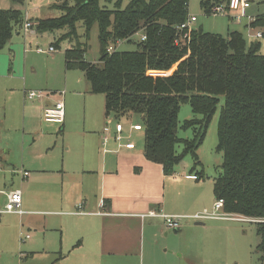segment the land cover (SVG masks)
<instances>
[{"label": "trees", "instance_id": "1", "mask_svg": "<svg viewBox=\"0 0 264 264\" xmlns=\"http://www.w3.org/2000/svg\"><path fill=\"white\" fill-rule=\"evenodd\" d=\"M121 3L117 0L109 9L100 0H60L51 7L61 13L34 18L36 32L30 33L64 30L51 43L56 50L64 39H78L79 27L87 37L97 24L98 60H86V49L75 38L76 46L63 52L65 69L80 70L90 93L104 96L106 117L130 113L143 117L144 156L160 164L165 174H172L174 166L190 153L194 158L190 171L199 179L204 177L197 149L222 96L216 146L222 164L213 180L214 199L223 200L225 213L264 218V54L259 51L260 38L247 42L239 31L222 36L201 28H192L189 37H184L186 30L177 28L188 16V0H128L124 7ZM226 3L201 0L200 4L209 15L211 7ZM24 17L21 9L0 8V49L14 31H23ZM250 25L262 29L264 37V13ZM137 32L145 34V40L135 41ZM118 42H133L135 49L106 51ZM150 71L172 73L153 77ZM183 102L201 116L184 121L185 128L197 127L193 140L177 136ZM178 144L183 146L180 153ZM251 223L256 225L259 260L264 264V222Z\"/></svg>", "mask_w": 264, "mask_h": 264}, {"label": "rangeland", "instance_id": "2", "mask_svg": "<svg viewBox=\"0 0 264 264\" xmlns=\"http://www.w3.org/2000/svg\"><path fill=\"white\" fill-rule=\"evenodd\" d=\"M58 1L60 0H0V5L6 8L18 7L23 14L27 12L26 15L33 20L31 17L58 16L61 12L51 7ZM127 1L122 0L121 6L124 7ZM116 2L117 0L107 2L100 0V5L112 9ZM200 3L201 0H188V13L196 18L192 22V28H201L205 32L222 36H226L235 28L243 32V28L238 24L244 22L242 20L244 18L237 22L225 13L207 15ZM262 3L264 4L263 1ZM33 30L35 31L34 28ZM63 32L64 30L37 32L41 37L24 42L22 34L18 35L14 31L12 40L19 46L20 58L17 57V61L20 64L17 69L12 70L11 63L13 65L15 61L9 56L6 58L5 69L0 68V190L20 189L25 209H31L33 205H37L39 210L61 209L59 205L46 206L45 202H38L39 196L43 198V195H41L42 186L37 174L43 170L44 174L56 176L57 173L53 171L61 168L63 158L68 161L69 158L82 157L81 149L85 140V129H98L105 122L104 96L89 92V84L80 70L65 69L63 54L64 49L76 46V41L79 40L86 49L85 59L96 62L100 55L97 24L91 26L87 37L83 28L79 27V38L64 39L53 53L36 51L37 47L47 49L49 41L54 42ZM139 35L140 33H137L134 36L135 41ZM244 38L248 42L249 38L247 36ZM258 40L261 44L259 51L264 54V37ZM24 43L28 46L25 47ZM24 47L27 49L25 52ZM115 47L117 50H134L135 43L120 42ZM6 50L5 46L3 51L7 53ZM176 65L170 68L172 72ZM8 66L11 67L10 71ZM172 72L168 74L165 71V75H157L155 72L151 75L153 77L168 76ZM29 90L64 92L62 95L63 113L66 118L64 128L61 124L44 121L42 113H39L35 107L41 101L38 99L28 101L24 97L25 91ZM223 103L224 98L220 96L216 110L208 122L202 142L197 149V158L201 163L204 177L200 179V188H187L190 194L197 192L211 195L213 179L220 174L222 153L217 150L216 146L218 117ZM142 118L136 113L118 117L125 124L134 120L141 123ZM191 118H201V116L193 114L188 102L181 103L177 128L179 138L185 140L195 138L197 127L185 128L183 125L185 120ZM98 124L100 126H97ZM143 133L144 130L132 136L138 149L143 148ZM67 144L72 150L69 153L64 151ZM182 150V144L176 145L178 153ZM193 162V156L190 153L185 154L182 161L174 166V171L176 172L184 165L186 172H189ZM12 169L15 170L14 174H12ZM23 170L29 172L28 178L22 177ZM32 177L37 179L31 187L28 183ZM49 178H55L59 186L58 177ZM4 185L11 188L5 189ZM27 200H29L27 203L29 207L26 206ZM3 202L4 199L2 204ZM26 213L0 215V264H88L80 252L72 249L76 240L71 242L70 229L64 216ZM236 217L239 219L217 218L204 221L202 225H195L192 220L190 229L184 230L183 227L184 233L179 241L185 248H188L193 238H200L204 241L205 259L201 257L195 259L196 264H261L257 250L259 237L256 234V225L251 221H245L246 218L251 219L249 217L241 215H236ZM27 234L31 237L24 239ZM173 235H178V233Z\"/></svg>", "mask_w": 264, "mask_h": 264}, {"label": "crops", "instance_id": "3", "mask_svg": "<svg viewBox=\"0 0 264 264\" xmlns=\"http://www.w3.org/2000/svg\"><path fill=\"white\" fill-rule=\"evenodd\" d=\"M262 1L264 2V0L253 2L246 9L247 18L243 17L244 22L238 24L243 28V32L236 28L231 30L242 32L244 37L249 38L248 42L255 39L251 33L257 30L262 31L252 27L249 20V17L254 18L264 13ZM0 8L8 9L4 5H0ZM10 9L20 8L10 7ZM228 15L231 17L230 14ZM22 32L19 28L16 34H22L24 42L41 37L35 32L24 36ZM12 39L6 45L7 53L3 51L4 47L0 49L2 51L0 52V68L5 69L6 58L9 56L15 61V64L11 63L12 70L17 69L20 64L17 61V57L20 58L19 46ZM51 43L49 41L48 47ZM22 44L23 42L21 48ZM25 47L24 52L27 50ZM59 92H50L48 99L35 105L38 112L42 113L45 105L59 99ZM104 118V125L98 129L95 127V129H85L82 157L69 158L68 161L63 158L61 168L53 171L57 173L56 176L44 174L43 170L37 174L42 186L41 195H43V198L39 196L38 202L43 201L46 206L59 205L61 209L39 210L37 205H33L31 209H25L21 203L23 212L17 215L27 212L26 214L64 216L70 229L71 242L76 240L72 249L80 252L88 264H196L195 259L201 257L204 260L206 253L204 241L193 238L188 248L179 241L184 230L192 227L193 219L183 217L180 219V227L177 230L167 231L162 217H141V214L153 210L169 215L185 216L203 209L210 210L214 200L213 192L207 195L197 192L190 194L187 191V188L201 187L200 179L195 172L190 171L191 167L189 172H186L182 165L176 172L165 174L160 164L147 160L143 148L138 149L136 142L132 140V136L143 129L129 130L131 124H141L139 121H129L125 124L117 117H106L105 113ZM65 119L64 117L63 122L56 124H61L64 128ZM115 122L123 124V131L129 135V141L134 143V148L117 150L116 142L112 137ZM46 123L55 124V122ZM106 126L110 128V136L106 144H102ZM64 151L71 152V146L67 144ZM14 173L15 170L12 174ZM49 177H58L59 186L55 178ZM37 178L32 177L28 184L32 187ZM5 186V189L11 188ZM3 199L4 204L5 197L0 195V207L3 205ZM27 203L29 200L26 202V206L29 207ZM2 214L9 213H0ZM210 220L213 219L194 220L193 224L202 225L204 221ZM171 232L178 235L169 234ZM30 237L31 235L27 234L24 239Z\"/></svg>", "mask_w": 264, "mask_h": 264}, {"label": "built area", "instance_id": "4", "mask_svg": "<svg viewBox=\"0 0 264 264\" xmlns=\"http://www.w3.org/2000/svg\"><path fill=\"white\" fill-rule=\"evenodd\" d=\"M257 0H227V3L221 4V5H215L211 7L210 14H218V13H225L230 14L232 18L236 19L237 22H239L243 17L247 18L246 15V9ZM249 17V16H248ZM196 20L195 16L188 15L186 20L182 22L178 26V30H186L184 37H189V33L192 30V22ZM250 21H253V17H249ZM24 34H28L30 32H33V23L29 19V17L25 14L24 22L22 25ZM139 33V32H137ZM136 33V34H137ZM254 38H261L263 37V33L261 30H257L256 32L251 33ZM139 40H145V34L140 33ZM177 42V41H176ZM119 44V42L117 43ZM116 45H109L107 47V52L111 53L113 52L116 47ZM53 46H49L47 49H41L40 47L36 48L37 52H47V53H53L54 51ZM157 73V75H165L164 72H157V71H150V74ZM63 91H60L58 93L59 99H55L52 103H49L48 105H45L42 110V117L44 121L46 122H55V123H61L63 122V100L62 95ZM24 97L28 101H32L35 99H38L40 101H44L50 97V92L43 91V90H29L25 91ZM123 124L121 122H115L114 124V131L112 133V137L117 145V150L120 148H126V149H132L134 148V143L132 141H129V135L125 134L123 131ZM142 127L140 124H131L129 126V130H141ZM104 136L102 140V144H106L107 139L110 136V128L109 126H106L104 128ZM29 173L27 171L22 172L23 177H28ZM0 195H3L5 197V203L0 207V213H16L21 214L23 212L21 208L22 203V196L20 190H0ZM223 200L222 199H215L212 204V209L207 210L203 209L201 211L195 212L191 215H185V216H177V215H169L164 214L162 212H155L153 210H150L144 214H141V217L144 216H159L163 218L164 226L167 229V231L177 230L180 227V219L183 217H187L193 220L202 221L205 219H217V218H234L239 219L236 217L235 214H228L223 212ZM235 216V217H233ZM245 221L248 222H264V218L262 219H245Z\"/></svg>", "mask_w": 264, "mask_h": 264}, {"label": "water", "instance_id": "5", "mask_svg": "<svg viewBox=\"0 0 264 264\" xmlns=\"http://www.w3.org/2000/svg\"><path fill=\"white\" fill-rule=\"evenodd\" d=\"M175 231V230H174Z\"/></svg>", "mask_w": 264, "mask_h": 264}]
</instances>
